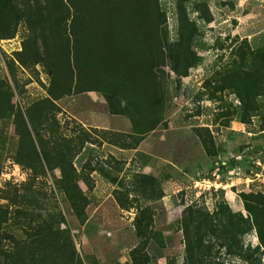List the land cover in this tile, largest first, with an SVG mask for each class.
<instances>
[{
  "label": "rangeland",
  "instance_id": "1",
  "mask_svg": "<svg viewBox=\"0 0 264 264\" xmlns=\"http://www.w3.org/2000/svg\"><path fill=\"white\" fill-rule=\"evenodd\" d=\"M0 264H264V0H0Z\"/></svg>",
  "mask_w": 264,
  "mask_h": 264
}]
</instances>
